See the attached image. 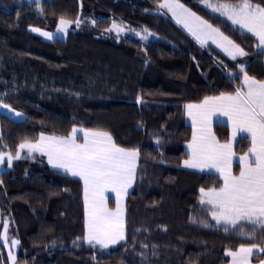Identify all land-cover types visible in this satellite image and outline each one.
Instances as JSON below:
<instances>
[{"label": "trees", "instance_id": "16d2710c", "mask_svg": "<svg viewBox=\"0 0 264 264\" xmlns=\"http://www.w3.org/2000/svg\"><path fill=\"white\" fill-rule=\"evenodd\" d=\"M184 1L244 47L252 56L249 75L264 80V55L251 34L210 15L199 0ZM156 3L40 0V12L35 0H0V100L25 114L17 121L0 112V151L15 153L21 140L38 139L41 132L67 135L73 125L108 131L121 147L140 151L126 203V240L106 249L76 240L84 235L81 180L51 168L37 154L0 173V211L10 217L20 241L17 264H228L227 251L240 243L264 246L260 229L248 240L239 229L225 233L214 222L194 220L210 219L199 189L219 187L222 178L183 167L193 131L185 105L234 91L240 80L230 76L238 71L234 61L200 45L157 11ZM60 17L79 18L80 27L54 40L31 30L54 29ZM113 21L137 31L147 28L157 38L146 44L118 37L107 31ZM214 131L228 140V126L217 123ZM248 144L240 140L238 150ZM262 259L264 253L254 256ZM0 264H10L2 238Z\"/></svg>", "mask_w": 264, "mask_h": 264}, {"label": "snow or ice", "instance_id": "6c2138e0", "mask_svg": "<svg viewBox=\"0 0 264 264\" xmlns=\"http://www.w3.org/2000/svg\"><path fill=\"white\" fill-rule=\"evenodd\" d=\"M201 3L211 9L210 15L217 19L227 18L232 25L238 26L236 30L242 34L251 33L256 40L258 54L264 55V0H201ZM35 4L37 11L42 12L40 0H35ZM156 10H167L176 23L182 25L200 45L211 41L236 62L234 67L238 71L230 73V76L233 80H240V83L234 91L204 96L198 103L185 105L187 115L192 119L193 131L188 143L189 156L183 165L191 169L214 168L219 172L223 179L222 185L201 187L200 204L209 209L212 221L222 226L225 233L241 228V222H248L253 227L260 225V232H264V80L249 75L247 69L250 65L239 62L238 58L248 56L244 47L208 19L180 3V0H157ZM73 23L79 27L81 21L79 18L72 21L60 17L56 25L57 32L67 34ZM32 31L39 32L49 40L54 38L53 33L40 28H32ZM107 31H115L119 35L126 29L113 21ZM135 34L142 41H147L153 35L147 28L143 29V33ZM224 67L227 68V65ZM137 102H140V97H137ZM0 107L14 112L16 116L23 115L3 100H0ZM215 116L227 117L231 125V137L224 142L212 129ZM242 133L248 134L251 146L238 157L240 170L236 175L232 171L236 156L233 145ZM36 153L46 156L48 164L54 168L83 181L84 235L82 238L77 237V241L82 239L90 246L98 245L106 249L126 240L123 200L136 178L140 157L138 148L121 147L108 131L73 125L67 135L41 132L38 139L24 138L17 145L15 153L0 151V164L6 162L11 167L14 160L35 158ZM109 190L115 193V209L107 205L105 194ZM8 228V221H4L0 238L11 249L18 246L20 241L8 237ZM239 235L242 239L256 238V233L242 228ZM256 252L264 253V246L240 243L237 249H229L227 255L231 257L230 264H251V257ZM8 257L12 264H16V257L11 250ZM260 264H264V260Z\"/></svg>", "mask_w": 264, "mask_h": 264}, {"label": "rangeland", "instance_id": "374dc122", "mask_svg": "<svg viewBox=\"0 0 264 264\" xmlns=\"http://www.w3.org/2000/svg\"><path fill=\"white\" fill-rule=\"evenodd\" d=\"M29 1H34V0H29ZM213 2H214V0H213ZM233 2H235V1H233ZM180 3H183V4H185L188 8H190L186 3H185V1L184 0H180ZM199 3L202 5V6H204L205 7V5L203 4V3H201V0H199ZM206 8V7H205ZM208 9V8H207ZM208 10H210L211 11V9H208ZM194 11V10H193ZM162 12L163 13H165L166 15H168L174 22H176L175 21V19L172 17V14L170 13V12H167V10H162ZM195 12V11H194ZM198 14V13H197ZM199 15V14H198ZM201 16V15H200ZM226 20H227V18H225ZM230 22V21H229ZM58 23V22H57ZM117 23V22H116ZM81 24V23H80ZM118 25H121L122 27H124L125 29H126V31H123V32H120L119 33V35H117V33L115 32V31H112L114 34H116V36H118V37H123V36H128V37H131V38H136V39H139V40H141L138 36H136V32H141V33H143V31H137V30H133V29H130L127 25H125V24H122V23H117ZM180 27H182L183 28V26L182 25H180V24H178ZM215 26V25H214ZM80 27V26H79ZM79 27H77L76 25H75V23H73L72 24V26L68 29V32H67V34H63V33H59V32H57V29H56V27L54 28V29H49V28H40V27H31V30H32V28H40L42 31H48V32H51V33H53V35H54V38L53 39H51V40H54V39H64V38H66L67 37V35H68V33L70 32V31H72V30H77ZM215 27H217V26H215ZM236 27H238V26H236ZM184 29V28H183ZM188 34H190L186 29H184ZM34 32V31H33ZM35 34H38L39 36H41L42 38H44L45 40H49V39H47L46 37H44V36H42L39 32H34ZM152 33V32H151ZM153 35H151L150 37H149V39L147 40V41H142V42H144V43H149L151 40H153V39H155V38H157V35H155L154 33H152ZM249 34H251V33H249ZM191 35V34H190ZM226 35V34H225ZM192 36V35H191ZM193 37V36H192ZM194 38V37H193ZM195 39V38H194ZM204 47H209V46H213V47H215L217 50H219L220 52H222V53H224L220 48H218L215 44H212L211 43V41H209L206 45H203ZM225 54V53H224ZM226 55V54H225ZM227 56V55H226ZM228 57V56H227ZM251 55L250 54H248V56L247 57H242V58H238L239 59V62H247L248 64H249V62H250V60H251ZM230 58V57H229ZM231 59V58H230ZM236 63V62H235ZM11 108L12 109H15V111L16 112H20V113H22L23 115L22 116H16L15 115V113L14 112H11V111H8V110H6V109H4L3 107H0V112L1 113H3V114H6V115H8V116H10L12 119H16V120H23L24 118H25V114L22 112V111H20V110H18V109H16V108H14V107H12L11 106ZM213 118H218L220 121H221V124H224V125H226V126H228L229 127V130H230V132H229V138L228 139H230V137H231V125H230V123H229V121H228V118L227 117H224V116H215V117H213ZM189 120L190 121H192V119H191V117L189 118ZM242 139H247L248 141H249V146H248V148L251 146V144H250V137H248V134H246V133H242V134H240V135H238L237 136V139H236V141L234 142V145H233V147H234V151H235V153H236V156L234 157V159H233V164H232V171H233V174H236V175H238L239 174V170H240V168H239V160H238V157L240 156V155H243L244 154V152H247V150H248V148L246 149V150H241V151H239L238 150V144H239V142H240V140H242ZM221 141V140H220ZM189 143V142H188ZM188 143H187V150H188V152H190V149L188 148ZM188 159V158H187ZM16 160H14V162H15ZM13 162V163H14ZM13 165V164H12ZM12 167V166H11ZM11 167H9L8 165H7V163L5 162L4 164H0V172H4V171H8V170H10V168ZM183 167L184 168H186L184 165H183ZM186 169H189V170H193V171H201V170H205V168L204 169H199V168H197V169H191V168H186ZM208 173H213V172H216V173H214V174H218V175H220L219 174V172H217V170L216 169H214V168H209L208 170ZM222 178V177H221ZM223 180V179H222ZM206 212V211H205ZM208 215H209V218L211 219V216H210V211L208 212ZM208 220V219H206V217L204 218V216H201V215H197V216H195V218H194V220L196 221V223H198V224H201V225H209V223H210V221L211 222H214V221H212V219L211 220ZM4 221H8V223H9V228H8V237L10 238V239H17L18 240V238L12 233V229H11V219H10V217H8V216H6V215H4V214H2V212L0 211V224L2 223V225H3V222ZM215 223V222H214ZM248 225H250V226H252L250 223H248V222H241V228L244 230V231H247V232H254V233H256L259 229H260V225H256L255 227H253L252 226V229H248L247 228V226ZM241 228H238L239 229V232H240V230H241ZM256 229H258V230H256ZM2 241H3V239H2ZM123 242V241H122ZM3 243H4V241H3ZM5 245V244H4ZM113 246H115V245H113ZM6 247V250H7V252L9 253V250H11L12 251V253L15 255V257H17V252H18V247H19V245L18 246H15V247H11V249L9 248V247H7V246H5ZM109 247H111V246H109ZM258 254H260V253H258V252H256V254H254L252 257H251V264H260V261L261 260H254V256L255 255H258ZM230 257V256H229ZM10 260V259H9ZM262 260H264V259H262ZM230 261H231V257H230V260H229V263L228 264H230ZM10 264H12V261L10 260ZM16 264H17V259H16Z\"/></svg>", "mask_w": 264, "mask_h": 264}, {"label": "crops", "instance_id": "0c3cea01", "mask_svg": "<svg viewBox=\"0 0 264 264\" xmlns=\"http://www.w3.org/2000/svg\"><path fill=\"white\" fill-rule=\"evenodd\" d=\"M185 115H186V122L192 127V121H190L189 120V116L187 115V111H186V109H185ZM10 117V116H9ZM16 120V119H15ZM17 121H21V120H17ZM217 123H221V121L218 119V118H213V120H212V129H213V131H214V125L215 124H217ZM225 124V123H224ZM78 128H82V127H78ZM215 132V131H214ZM216 134V133H215ZM82 135V134H81ZM217 136V135H216ZM81 142H82V140H81ZM221 142H224V141H221ZM37 155H41L40 153H36ZM42 156H44V155H42ZM45 158H46V160H47V157L46 156H44ZM48 162V161H47ZM138 163H139V159H138V162H137V168H138ZM50 165V164H49ZM50 167L51 168H53V169H56V170H59V171H63V170H61V169H57V168H54L52 165H50ZM204 169V168H203ZM209 168H205V170H201L200 172H205V173H208V170ZM64 172V171H63ZM0 173H2V172H0ZM213 173H216V172H213ZM137 174V173H136ZM70 175V174H69ZM74 178H77V179H79V180H81L79 177H74ZM82 181V180H81ZM135 181H136V178H135V180H134V182H133V185H132V187L128 190V195L124 198V200H123V205H124V210H125V224H126V203H127V199H128V196H129V194H130V192L132 191V189H133V187H134V184H135ZM82 183H83V181H82ZM222 183H223V180H222ZM106 197H107V205H108V207L110 208V209H115V207H116V198H115V193H113V192H111L110 190L108 191V192H106ZM113 201V205H111L110 204V201ZM122 242V241H121ZM113 246V245H112Z\"/></svg>", "mask_w": 264, "mask_h": 264}]
</instances>
